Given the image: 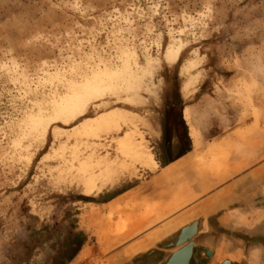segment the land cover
Listing matches in <instances>:
<instances>
[{
	"label": "rangeland",
	"instance_id": "374dc122",
	"mask_svg": "<svg viewBox=\"0 0 264 264\" xmlns=\"http://www.w3.org/2000/svg\"><path fill=\"white\" fill-rule=\"evenodd\" d=\"M124 64L84 115L55 114L71 81ZM179 97L192 151L162 167ZM200 218L209 257L264 264V0H0V264H46L70 232L87 237L70 264L170 254L164 234Z\"/></svg>",
	"mask_w": 264,
	"mask_h": 264
},
{
	"label": "bare ground",
	"instance_id": "6f19581e",
	"mask_svg": "<svg viewBox=\"0 0 264 264\" xmlns=\"http://www.w3.org/2000/svg\"><path fill=\"white\" fill-rule=\"evenodd\" d=\"M180 54H181V49L180 48H175V47L169 48L167 53H166V59H167L168 62H170V63H172L174 65L175 63L178 62ZM127 74H129V65L128 64H124L123 69L121 71H117V70H115V69H113L111 67L105 66L104 68H96V69L91 70L90 72H88L87 74H85L83 76V80L80 81V82L71 81L69 83V86H68V93L64 97H61L59 100H54L53 101V109H54L55 114L56 115H61V116H66V117H72V116L75 117V116H78V115L79 116L84 115V113L86 112L87 108L90 106L89 104H90V102L92 100H94L95 98H98V97L101 98L105 94H108V93H111L112 91H115L116 90L115 89L116 88V80L121 78L123 75H127ZM127 78L129 80H131V76H129ZM189 86L190 85H188V84L185 85V91L186 92H188ZM185 119L186 120L188 119L187 111H185ZM43 121H44L43 114H41V113L38 114L37 117H35L32 120L33 128L35 130H38V128H40V126L42 125ZM110 121H112V119H104L102 122L109 123ZM48 126H50V124ZM47 129H48L47 127L44 128V133H45V131L47 132ZM121 148L126 150V151L134 152V154L136 155L138 161H140L143 165H148L150 163H154L156 166H158V163L153 159V156L151 154H149V152L148 153L145 152L142 146H140V145L135 143L133 135L129 134V135L126 136L124 143L121 145ZM85 186H86L87 190L91 192L93 190V188H94V182L92 180H90V181L85 183ZM225 205H227V204H225ZM164 215H165V213H164ZM203 217H208V216L204 215ZM192 220L194 221V219H191L188 222L186 221L187 223L185 222V224H184V222H182L183 225H180L181 227L179 226L178 230L176 229L178 231V233H179V230H181V229H183L182 231L185 230L182 233L183 235L181 233L178 234V233H175V232H171L169 234L170 236L169 235L166 236L167 233L164 234V236L166 238H164L165 240L163 239L164 241H162V242H165L168 239H170L172 237H175V236H177V238H176V242H177V240H179V237L182 235V237L179 240L180 241L179 244H177V248H175L173 251L172 250H168V251L166 250L167 252H169V251L171 252L172 251L170 254L177 253V252L181 251L182 249L186 248L191 241H192V244H193L192 246L193 247L196 246V243L194 242V240L190 239L189 231H187L185 229V226H189V224L192 223ZM201 220L204 221L205 219H201ZM195 221H198V220H195ZM176 222L177 221H173L171 223H168L164 227V229L172 226ZM200 227H202L201 223H200ZM209 230H210V228L208 226L207 227V231H209ZM136 231L138 232L139 229L138 230L136 229ZM162 231H163V229L160 230V231L155 232L153 235H150L149 236L150 239H152L153 236L155 238H157L158 234L161 233ZM164 236H161V238H163ZM158 242H157V244H158ZM149 247H147V250H148ZM152 247H155V246L153 245ZM152 247H150V248H152ZM134 249L137 250L136 248H134ZM135 250L130 249L129 253L137 255L138 251L135 253L134 252ZM145 250L146 249H143V251H145ZM210 251H213V249H210ZM142 253H144V252H142ZM134 255H130V256H134ZM142 255L143 254L137 255L135 257H128L129 260L127 259L125 261L126 263H124V264H127V263L129 264L130 262H133L134 258H138V257H140ZM182 256H184V255H182ZM226 260H222L221 262L226 261ZM182 262H183V259L180 257V258H178L175 261L174 264H179V263H182ZM219 264H221V263H219Z\"/></svg>",
	"mask_w": 264,
	"mask_h": 264
},
{
	"label": "trees",
	"instance_id": "16d2710c",
	"mask_svg": "<svg viewBox=\"0 0 264 264\" xmlns=\"http://www.w3.org/2000/svg\"><path fill=\"white\" fill-rule=\"evenodd\" d=\"M178 100V104L174 102L167 105V112H169V116L172 114L171 117L174 118H171L165 127V144L167 152H170L172 148V141L177 139L183 151L175 159L171 160L168 156V160L161 162L162 167L169 166L192 151L188 129L182 117L184 104L180 97ZM86 243L87 237L82 232L79 234L70 232L67 239L60 242L59 250L52 256L50 261L48 260L46 262V264H70L79 255Z\"/></svg>",
	"mask_w": 264,
	"mask_h": 264
},
{
	"label": "water",
	"instance_id": "95a60500",
	"mask_svg": "<svg viewBox=\"0 0 264 264\" xmlns=\"http://www.w3.org/2000/svg\"><path fill=\"white\" fill-rule=\"evenodd\" d=\"M202 222V220L200 219V222L197 221L195 223V226L192 225L191 227H187V229H193L194 232L198 231V229H201L202 227H200V223ZM198 225V228L196 226V224ZM185 231V230H184ZM182 231L181 234L184 232ZM192 232V233H194ZM190 234V236H193V234ZM183 235V234H182ZM182 235L179 237H182ZM176 238L172 237L170 239H168L167 241L163 242L162 244H159V246L161 248H175L177 246V244H179V240H177L176 242ZM203 242L201 241H196V244H203L201 243ZM205 242V241H204ZM192 241L189 243V245L182 249L181 251L177 252V253H173V254H163V252H155V253H148L146 255L140 256L138 258L134 259V262H132V264H174L175 261L178 258H182L183 262L181 264H211V260L212 258L209 257V252L208 249H205V257H203L201 255V249L199 247H193L192 246ZM189 252V253H188ZM184 255V256H182ZM180 264V263H179ZM223 264H233L231 261H225Z\"/></svg>",
	"mask_w": 264,
	"mask_h": 264
},
{
	"label": "flooded vegetation",
	"instance_id": "af4514ba",
	"mask_svg": "<svg viewBox=\"0 0 264 264\" xmlns=\"http://www.w3.org/2000/svg\"><path fill=\"white\" fill-rule=\"evenodd\" d=\"M199 233H201V230L200 229H198V234L195 236V239H196V241H200V240H202L204 237H203V235L204 234H207V233H203L202 234V236H200L199 237ZM196 247H199L200 249H201V255L203 256V257H205V252H204V250L205 249H208V248H210L207 244H199L198 245V243H197V245H196ZM151 253H154V252H151ZM212 262H214V263H219V261H217L216 260V258H214V259H212L211 260V264H212ZM233 264H241V263H239V261H231ZM248 263V262H247Z\"/></svg>",
	"mask_w": 264,
	"mask_h": 264
}]
</instances>
